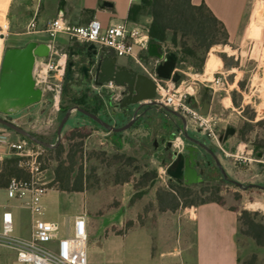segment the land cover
<instances>
[{"label": "rangeland", "instance_id": "obj_1", "mask_svg": "<svg viewBox=\"0 0 264 264\" xmlns=\"http://www.w3.org/2000/svg\"><path fill=\"white\" fill-rule=\"evenodd\" d=\"M114 1L117 2L114 10L116 16L123 18L126 0ZM105 2L109 1L0 0V26L6 25L8 28L6 48L25 46L30 42L34 35L28 34L27 28L36 13V24L43 26L57 16L63 7L67 11L65 18L68 21L85 24L92 18L103 19L101 15L110 17L109 11L102 9ZM242 29L244 38L240 46L213 47L204 57H199L204 60L203 68L199 60L184 56L178 61L176 71L181 75V81L187 78L181 73L184 70L192 77L197 74L199 79H206V83H210L208 80L214 76L229 74V94L223 91L215 93L210 112L217 115V123L213 125L217 139L199 130H190L188 136L207 141L230 179L245 186L256 184L264 187V157L257 156L258 152H264V0L250 1ZM57 38L61 40L50 39V43L61 64H66L67 71L71 51L77 48V44L69 42L65 35ZM170 49L174 51L173 47ZM222 56H225L229 68L224 66ZM147 60L148 66L153 68L154 60ZM210 60L223 62V68L217 70L219 73H212ZM206 64L210 70H207ZM138 70L139 73L143 72L141 67ZM39 87L43 89L42 100L9 116L7 120L44 142L57 143V130L64 109L74 108L71 102L73 98L87 97L88 106L91 109L99 108L98 116L114 127L127 125L134 119V114L129 112L125 121L113 122L118 113L126 115V112L120 109L119 100L112 99L111 92L105 89L98 92L93 82H67L65 75L62 81L51 78L47 84ZM201 90L199 100L204 93L203 88ZM164 111L151 106L144 115L139 114L134 124L120 136L88 122L70 142L68 139L72 137V132L65 126L59 145H64L69 151L68 156L58 151L43 150L40 145L30 142L32 149L39 153L43 170L41 182L51 195L46 205V219L57 220L64 234L68 233L75 216L86 213L91 223L89 264H134L132 258L140 253L153 255L150 260L142 258L141 264H158L160 253L173 249L179 255L187 240L194 237L193 224L187 222L186 215V211L193 207L185 208L181 204L175 211L162 210L157 201L160 189L169 190L172 183L178 184L166 170L178 151L184 152L182 145L176 144L167 151L168 143L176 141L174 122L179 121L175 115ZM76 114L77 110H73L71 115ZM228 127L234 128L235 133L223 142L221 139ZM4 133L16 137L15 132L0 124V136ZM0 139L4 140V137ZM76 149L81 152L74 160L72 179H83L82 186L76 185L82 190L60 192L59 184L55 181L56 171L65 159L66 165H70V155ZM186 186L194 192H201L199 196L189 197L188 201L194 199L200 203L215 200L238 212L239 217L242 211H246L251 220L264 224V190L260 188H240L216 175L206 176L202 182ZM19 204L23 219L21 232L26 235L32 216L24 202L19 201ZM245 231L246 227L238 221L239 264H264V247L258 246L251 236L244 234Z\"/></svg>", "mask_w": 264, "mask_h": 264}, {"label": "built area", "instance_id": "obj_2", "mask_svg": "<svg viewBox=\"0 0 264 264\" xmlns=\"http://www.w3.org/2000/svg\"><path fill=\"white\" fill-rule=\"evenodd\" d=\"M141 1L129 0V4L133 5ZM36 19L37 13L28 24V34L36 33ZM7 29L6 25L0 26V71L7 49ZM44 32L54 41L59 35H65L70 41L94 45L99 51L133 60L157 85L154 106L162 109L171 108L180 113L186 120V131L199 130L207 133L212 139H217L213 130V125L217 123V115H212L211 110L207 115L199 114L192 107L191 98L196 99L198 90L204 87H209L213 95L221 91L228 95L230 89L227 82L228 73L214 76L212 80H208L210 83H206V79H199L197 74L192 77L184 70H181V73L187 78L180 83L158 78L155 69L159 60L150 57L147 52L150 45V25L141 22L125 21L106 27L100 20L93 18L84 25H72L59 16L47 25ZM162 47L164 53H167V47ZM147 59L154 60L153 68L148 66ZM65 75L66 64H61L51 44L49 57H37L35 60L33 77L36 86L40 88L41 84H47L51 78L62 81ZM93 86L98 92L104 89L111 92L112 99L119 102L125 90L113 81L101 86L93 83ZM181 139L177 137L173 146L180 141L176 146L182 145L184 148ZM8 147L13 157L18 159V167L28 171L30 178H13L6 193L8 198L24 202L33 217V223L29 237L17 236L12 213H4L0 229V246L15 251L17 264H89V227L86 213L76 216L69 226L68 233L65 234L59 222L46 220L43 199L49 190L41 182L43 170L39 162V153L32 149L30 141L26 138L10 142Z\"/></svg>", "mask_w": 264, "mask_h": 264}, {"label": "water", "instance_id": "obj_3", "mask_svg": "<svg viewBox=\"0 0 264 264\" xmlns=\"http://www.w3.org/2000/svg\"><path fill=\"white\" fill-rule=\"evenodd\" d=\"M63 4L64 2L62 3V6ZM102 6L103 8H110L113 4L105 2ZM63 10V7H61V12H63ZM50 49V43H39L37 41H30L25 46L9 47L6 49L0 71V114L11 116L29 106L39 103L42 100L43 91L36 86L33 77V70L36 58H48L50 55ZM88 50L92 51V54L89 56L86 65H84L82 69L85 79H90L89 82H93L96 86H101L104 83L113 81L118 86L123 87L125 92L122 95L119 107L126 109L130 106H138L134 111V119L131 122L122 127H114L98 115L79 106H75L68 110L62 118L57 130L58 141L56 144L44 142L13 122L1 117L0 124L29 139L33 143L50 149L56 148L59 145L62 131L73 110H77L88 116L107 131L121 133L128 130L134 124L140 110L144 106L151 107L155 105L154 99L157 95V85L147 75L120 65L117 56L107 54L104 51H99L94 45H89ZM147 52L150 57L159 60L155 69L158 78L162 80H172L175 83L181 81V75L176 71L178 57L174 52L164 53L162 45L155 43H150ZM75 65L76 62L74 61L70 62L68 65L66 71L67 82L71 81V76L74 73L73 67ZM203 91L204 94L200 103H198L195 98H191V101L192 107L199 114L207 115L210 112L212 95L209 87H204ZM164 110L176 117L184 119L180 113L171 108H165ZM234 133L235 129L228 127L221 140L223 142L227 141L228 137ZM184 137L189 142L199 145L211 154L223 177L226 180H229L225 170L222 168L221 163L218 160V157L210 148L187 134H185ZM172 146L173 143L169 142L167 145V151L172 148ZM184 150L187 151V154L184 152L178 153L167 167V174L179 184L193 185L202 182L206 173V168L198 170L200 165L198 148L195 146H186L184 147ZM257 156L263 158L264 153L258 152ZM207 167L209 168L210 165L208 164ZM229 181L240 188H260L264 190V187L260 185L250 184L245 186L234 180Z\"/></svg>", "mask_w": 264, "mask_h": 264}, {"label": "crops", "instance_id": "obj_4", "mask_svg": "<svg viewBox=\"0 0 264 264\" xmlns=\"http://www.w3.org/2000/svg\"><path fill=\"white\" fill-rule=\"evenodd\" d=\"M105 1L111 2L113 6L110 8H103L102 6V9L104 11L108 10L110 14L109 15L110 17H104V15H101L103 19L97 18L103 23L104 26L107 27L109 25L119 24L125 21L141 22L151 25L152 19L147 15H140L141 18L137 20H131L129 18L131 8L134 5H138L139 3L130 5L129 0H126L124 4L125 5L124 11L122 14L124 16L123 18H121V16L117 17L114 12L115 8H117V2H115L114 0L112 1L105 0ZM250 1L251 0H192L193 4L195 5H200L201 3H205L211 9L214 15L225 24L229 33V43L237 44L239 46L243 42V38H244L242 25L246 13L248 11ZM63 9H64L63 12H61V8H60L57 16L50 19L45 25L42 26V24L41 25L37 24L36 33L32 34L34 35V37L29 39V41H37L39 43H50V38L44 32V30L51 21H53L59 16H61L63 20L69 24L84 25L79 23H71L70 21H68L65 18V16L67 15V11L65 10V8ZM89 21H87L86 23H88ZM59 40L58 38L56 39L57 42ZM68 41L71 43L84 45L70 40ZM107 54H109V52ZM110 55L115 56L114 54H110ZM118 63L129 69L140 71L138 70L139 66L131 59L118 58ZM207 64H206V68L207 70H210V68L208 69ZM212 67H213L212 73H219V71L217 70L223 68V62L214 61ZM142 74L145 73L142 72ZM201 91L202 90L199 89L196 95V100L198 103H200V100L203 96V95L201 96L200 100L198 99V96L200 95ZM214 99L215 96L213 95L210 110H212V107L214 105ZM120 109L126 112V115H121L122 113H118L115 118L116 120L113 121L115 123L125 121L127 116H129L130 114L129 112L134 114L136 107L134 106L132 110H130V108H126V109L120 108ZM177 119L179 122L177 121L174 122L176 135L177 137L182 138L181 140L183 142V145L184 147H186L187 145H189V142H185L186 139L184 135L185 134L188 135L191 129H188V131H186V120L180 117H177ZM116 136H120V135H116ZM1 137H4V140H0L1 141L0 158H2L1 160H4L5 158L13 157V154L9 150L8 144L10 142H17L22 138H20L18 135H16V137H13L8 133H4L3 135L0 136V138ZM193 138L195 139V137ZM172 161L173 160H171V162ZM210 174H211L210 176L212 177L215 176L214 172H211ZM50 196H51L50 193H48L43 199L45 212H46V205L50 199ZM0 202H2V204H0L1 205L0 207H2L0 209L1 222H2L3 214L6 212H11L14 220L15 235L20 237L30 236L33 217H31L30 220L28 221V233L26 235H23L21 232L23 219L21 218L22 212L20 209L21 205L19 204V201L8 198L6 189L5 190L0 189ZM186 215H187V222L192 223L194 227L193 239L187 240L185 247L183 248L182 252L179 255H176L177 253L173 249L164 253H160L158 257V264H189L191 263V261L192 264H239V254H238V245H237V232H238V221H239L238 212L226 208L218 203H206L187 210ZM46 217H47V212L45 213L44 218L46 219ZM48 221L58 222L55 219ZM87 222L89 227V240H90L91 223L90 221H88V219ZM166 255H168V257H166ZM152 257L153 255L151 253H144V254L140 253L138 257L132 258V260H134V264H141L142 258L146 261L152 259ZM88 261H89V253H88ZM0 264H17L15 251L0 246Z\"/></svg>", "mask_w": 264, "mask_h": 264}, {"label": "trees", "instance_id": "obj_5", "mask_svg": "<svg viewBox=\"0 0 264 264\" xmlns=\"http://www.w3.org/2000/svg\"><path fill=\"white\" fill-rule=\"evenodd\" d=\"M140 15H147L152 19L150 25V43L166 46L169 48L168 51H171L170 47H173L174 51L171 52L177 55L178 61L184 56H188L194 60H199L200 67L203 68L204 60L200 59V56L204 57L213 47L222 46L223 48H228L230 46L229 33L225 24L214 15L205 3L195 5L192 0H142L138 5H134L131 8L129 18L131 20H136ZM222 59L225 63L224 66L229 68L230 66L227 65L225 56H222ZM71 102L74 107L79 106L96 115L100 113L99 108L91 109L88 106L87 97L73 98ZM149 108L151 107L141 109L139 114L144 115ZM70 109L72 108L64 109V116ZM88 122L99 126L98 123L79 111H77L76 115H71L65 125L68 126L72 132V137H69L68 140L71 142L75 135H77L76 132H80L85 128ZM15 134L20 138H25L17 133ZM112 134L121 135L122 133ZM80 137H82V135H80ZM30 142L34 144L32 141ZM80 147H82V145ZM41 148L49 152L58 151V153L62 155H69V151H66L64 145H58L56 148L52 149L42 146ZM78 152H81V150L76 149L75 152L70 155V165H66L67 160L65 159V161H62L58 166L55 181L59 184L58 191L60 192L82 190V187H76V185L80 184V186H82L83 179L81 177H78L75 181L72 179L75 164L74 160ZM17 162L18 159L15 157L5 158L1 162L0 189H7L13 178H30V173L19 168ZM73 182H75V185ZM200 194L201 192H194L189 186L185 187L184 184L172 183L169 190L160 189L157 192V201L162 210L172 211L177 210L181 204L185 208L197 207L206 203L219 204V202L215 200L201 201L200 203L196 202L194 199L188 201L189 197L193 195L199 196ZM249 216L248 212L242 211L239 217V221L246 227L244 234L251 236L258 246L264 247V224L251 220Z\"/></svg>", "mask_w": 264, "mask_h": 264}, {"label": "flooded vegetation", "instance_id": "obj_6", "mask_svg": "<svg viewBox=\"0 0 264 264\" xmlns=\"http://www.w3.org/2000/svg\"><path fill=\"white\" fill-rule=\"evenodd\" d=\"M91 54H92V51H89L88 50V45H80V44H77V48L76 49H73L71 51V61L70 62H73V61L76 62V65L73 67L74 73L71 76V81L70 82H73V83H89V80L90 79H85V75H84V72H83L82 69H83V66L86 65V63L88 61V58H89V56H91ZM133 107L134 106H130L128 108H130V110H132ZM135 107L137 108L138 106H135ZM145 107H148V106H144L143 108H145ZM0 117L7 120L9 116L8 115H4V114H0ZM195 139L196 140H199L201 143L205 144L208 148H210L207 145V141L205 139H203V138H201V139L195 138ZM187 146H195V147L198 148V150H199V159H200V165L198 167V170H200L202 168H206V173H205L204 178L207 175L208 176L211 175L210 174L211 172H214V174L216 176L225 179L223 177V175L221 174L220 169L217 167L216 162L213 159V157H212L211 154H209L202 147H200L199 145H197V144H195L193 142H189V145H187ZM212 151L215 153L214 150H212ZM184 153L187 154V151L184 150ZM262 153H264V152H262ZM208 164L210 165L209 168L207 167ZM228 178H229V180H232V179H230V177H228ZM229 180H227V181H229Z\"/></svg>", "mask_w": 264, "mask_h": 264}, {"label": "bare ground", "instance_id": "obj_7", "mask_svg": "<svg viewBox=\"0 0 264 264\" xmlns=\"http://www.w3.org/2000/svg\"><path fill=\"white\" fill-rule=\"evenodd\" d=\"M5 8H6V6H5ZM262 23V22H261ZM213 61V60H212ZM210 62H211V60H210ZM212 65H213V62H211V67H212ZM180 144V141H177V143H176V145H179Z\"/></svg>", "mask_w": 264, "mask_h": 264}]
</instances>
